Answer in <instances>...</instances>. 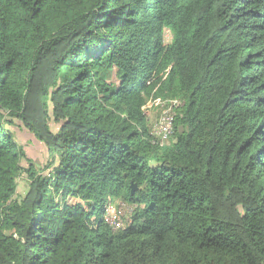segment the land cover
Masks as SVG:
<instances>
[{
    "label": "trees",
    "instance_id": "trees-1",
    "mask_svg": "<svg viewBox=\"0 0 264 264\" xmlns=\"http://www.w3.org/2000/svg\"><path fill=\"white\" fill-rule=\"evenodd\" d=\"M0 264H264V0H0Z\"/></svg>",
    "mask_w": 264,
    "mask_h": 264
},
{
    "label": "rangeland",
    "instance_id": "rangeland-1",
    "mask_svg": "<svg viewBox=\"0 0 264 264\" xmlns=\"http://www.w3.org/2000/svg\"><path fill=\"white\" fill-rule=\"evenodd\" d=\"M164 42H167L164 37ZM151 103H148L147 109L145 110V116L148 119V122H152L155 120L156 115L159 112L158 106H151ZM50 117H51V113ZM4 126L8 133H10L13 137V141L16 145H18L22 151L24 152V158L20 161V170L17 173L16 182V194L15 196L22 197L29 187V179L26 176L25 170L32 165L37 171L42 174L49 173L50 169L46 168V164L48 163V154L46 146L39 140H37L34 135L26 129L21 121L16 118H8L5 116ZM49 127L52 132H56L59 126L53 118L49 119ZM137 190V189H136ZM135 190V191H136ZM114 207H118L121 212V220L127 216V211L129 210V204L122 201H112Z\"/></svg>",
    "mask_w": 264,
    "mask_h": 264
},
{
    "label": "built area",
    "instance_id": "built-area-1",
    "mask_svg": "<svg viewBox=\"0 0 264 264\" xmlns=\"http://www.w3.org/2000/svg\"><path fill=\"white\" fill-rule=\"evenodd\" d=\"M165 37L166 41L169 42L171 40V35L166 30L163 34V38ZM179 102L177 100L163 102L158 106V114L155 117V120L150 122V137L152 143L157 145H163L167 143L173 132V123H174V107L178 106ZM119 207V205H118ZM118 207H114L112 204V200H109L105 206V217L112 228L115 230L122 226L123 220H121V212ZM133 207L130 206L127 211V215L132 211Z\"/></svg>",
    "mask_w": 264,
    "mask_h": 264
},
{
    "label": "water",
    "instance_id": "water-1",
    "mask_svg": "<svg viewBox=\"0 0 264 264\" xmlns=\"http://www.w3.org/2000/svg\"><path fill=\"white\" fill-rule=\"evenodd\" d=\"M136 186L134 184H131V189H130V195H133L135 193Z\"/></svg>",
    "mask_w": 264,
    "mask_h": 264
}]
</instances>
